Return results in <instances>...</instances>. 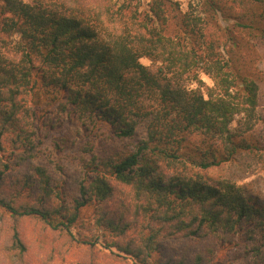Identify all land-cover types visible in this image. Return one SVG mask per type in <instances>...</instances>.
I'll return each instance as SVG.
<instances>
[{"label":"trees","instance_id":"1","mask_svg":"<svg viewBox=\"0 0 264 264\" xmlns=\"http://www.w3.org/2000/svg\"><path fill=\"white\" fill-rule=\"evenodd\" d=\"M194 1L0 0V264H36L26 219L74 239L90 204L137 264H264V200L209 174L264 161V0Z\"/></svg>","mask_w":264,"mask_h":264},{"label":"rangeland","instance_id":"2","mask_svg":"<svg viewBox=\"0 0 264 264\" xmlns=\"http://www.w3.org/2000/svg\"><path fill=\"white\" fill-rule=\"evenodd\" d=\"M29 1V0H27ZM120 5L125 0H116ZM176 1L175 8H179L182 13L189 9L191 3L196 4L194 0H174ZM149 0H131L132 7L139 10L149 8ZM178 5V6H177ZM175 10L173 13L179 12ZM141 61L146 65H152L153 62L148 57H143ZM259 68L264 70V60L259 62ZM202 89L206 91L207 86H213L212 79L200 73ZM198 86V83H194ZM40 83L34 88L28 96V105L35 121L37 116H43L47 110L45 104L46 96L38 90ZM264 115V106L261 108ZM77 168H74L75 170ZM209 174L212 177H226L239 183H249V187L264 200V161L259 158L240 159L237 162L226 164L223 167L211 169ZM95 205L90 204L84 206L80 211V216L75 225L71 228L70 234L63 235L60 232H55L50 229H44L40 223H35L26 219L23 227V234L30 247L29 257L36 264H83L93 261L94 264H137L135 260L123 259L121 252L114 249H107L103 240V232L95 224ZM135 233V232H133ZM132 233V234H133ZM2 233L0 230V240ZM90 242L96 243L94 246ZM180 241L169 242L166 244L163 251L154 256V259L162 258L174 260L179 257ZM233 251V250H232ZM232 251L227 247H221L216 257L217 261H225L232 257Z\"/></svg>","mask_w":264,"mask_h":264}]
</instances>
